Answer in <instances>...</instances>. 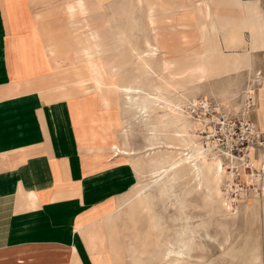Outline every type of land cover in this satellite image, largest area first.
<instances>
[{
    "label": "crops",
    "instance_id": "0c3cea01",
    "mask_svg": "<svg viewBox=\"0 0 264 264\" xmlns=\"http://www.w3.org/2000/svg\"><path fill=\"white\" fill-rule=\"evenodd\" d=\"M116 1L0 0V264H125L116 256L111 261L119 236L115 213L138 175L132 163L113 154L120 133L109 128L116 122L115 97L83 93L95 86L92 79L67 84L71 76L87 75L95 47L82 42L83 55L73 60L82 65L65 66L55 91L62 101L48 94L82 35L93 44L92 34L98 33L116 55L110 38L116 36V24L105 17L101 23L87 21ZM127 1L143 12L144 51L147 42L158 45L155 61L163 79L169 73L170 86L200 87L246 72L264 75V0ZM78 19L86 24L71 31L70 23ZM130 20L137 22L133 14ZM245 47L248 53L242 56L223 50ZM164 61L172 65L164 69ZM128 67L132 70L126 73L135 74L129 64L113 72L120 75ZM236 86L223 90L231 93ZM254 115L264 131L263 100ZM257 201L263 200L254 197L247 206Z\"/></svg>",
    "mask_w": 264,
    "mask_h": 264
},
{
    "label": "rangeland",
    "instance_id": "374dc122",
    "mask_svg": "<svg viewBox=\"0 0 264 264\" xmlns=\"http://www.w3.org/2000/svg\"><path fill=\"white\" fill-rule=\"evenodd\" d=\"M103 1L108 2L111 0ZM131 7H133L134 11L129 10L131 9ZM182 9H180L179 11H181ZM132 14L136 16L137 22L130 20V16H132ZM104 17L107 18L110 23L116 24V36L110 38L115 41L117 47H122L124 49L127 48L128 50L131 49L133 51L134 49H137V51L139 52L144 51V35L141 32L144 28V18L143 12H141L137 3L133 2V4L130 5L127 0H117L115 7H104L102 9L100 17L93 16L91 20L87 19V21L89 20L88 22L92 24H96L98 22L101 23ZM84 24H86V22L83 19H78L77 22H71V31L82 28ZM86 39L88 38L82 35L80 38H78V40H76L79 42L76 45L74 44L75 46H73V52L75 54L72 55L71 50L70 54L72 57H70V60L65 64H60V69L56 71V82L54 84L55 87H52L53 89H51V91L48 93L49 95L54 96L52 98L54 99L53 101H57V99L55 98L59 97L55 93V91L57 90L56 83H58L59 78L65 77V66H68L72 69V66L77 67L79 65L80 67L82 65V62L78 63V65L76 66L73 65V60H79L81 59V55H83L82 42L87 44V47L90 46L94 48L93 44L89 43V41H86ZM225 49H227V51ZM225 49L223 48L225 53H236L240 56L248 53L246 47L242 52L230 51V48ZM131 53L134 54V52ZM70 63H72V66H70ZM130 66L133 68L136 67L132 59ZM157 66L158 62L154 61V71L152 74L153 76L149 74L151 75V78H148L151 85L150 88H152V86L163 87L165 85L170 92V97H175L177 96L176 93H180L181 95L178 94L180 95L179 99L181 100L184 98L185 100H183V102H185L186 100H193L189 99L190 95L196 97L195 99H197L198 101L207 98L215 102V104L219 103L222 109L227 113H233L231 110H235L236 113L237 110L235 109V107L238 106V108L240 109L243 103L242 101L243 99H245L246 94L249 91L253 92L252 94L255 100V107L251 115V119L255 124L254 114L256 113L257 109H260L261 100L264 101V97L261 98V92L264 89V75L261 74V72L258 71L253 75L250 74V72H246L245 75L237 74L235 76H228L222 79H211L209 81H206L205 83H201L203 85H201L200 87H195L196 84L192 83H181L170 86L168 83H164V79L160 75L161 72L159 71V66ZM139 67H142V65H139ZM128 68L124 69L121 74L131 76L126 73L127 71L131 72L132 70L131 68ZM136 72L138 73V71ZM121 77H123V75ZM158 77H160L161 79H159ZM168 79L169 73L168 75L167 73H165L166 82L168 81ZM117 83L120 86V82L117 81ZM140 83L142 84L141 86H150L148 84V81H145L144 78H141ZM232 84H237L240 86H236L234 88L235 90H233V92L231 93H227V91L223 90V88H228ZM217 88H219L220 91L215 90ZM215 91L216 93H214ZM41 94L44 95L45 93ZM208 94L212 95L211 99L208 98ZM220 94L223 97H220ZM67 98L68 97H65L64 99ZM223 100H226L227 102H223ZM61 101L62 100L57 102ZM115 101L116 106L114 108V113L116 114V123H114L113 127H115L116 130L120 129L119 136L116 131L117 144L125 152H133L135 155H122L115 152L116 149H114L113 154L121 155L124 157L125 161L132 163V166L137 173V170L139 168L143 169L146 162H149V158L155 156V154L159 153L160 150L155 149L152 151H148L149 149L156 148L157 146L151 147V145L148 143L147 138H149V132H147L144 123L139 118V116L135 117L134 114L128 112V110L126 113L122 114V109L125 107L122 103V95L118 86L116 87ZM221 102H223L224 104ZM196 111L197 112L191 111L193 112V116L196 119L204 116L202 109H197ZM185 117H183V119H185ZM187 121L191 126L193 122L189 119ZM207 123H209V126L215 127L218 121H216V119H212ZM217 130L220 131L219 128ZM256 130L257 132L261 134L263 133L264 135L263 130H258V128H256ZM126 132L129 133L127 139L128 142H126L124 139V135L127 134ZM191 132L192 140L196 147L203 149L204 145H200V143L196 139L195 125L194 130L192 128ZM208 132L209 131H205V133L202 134V142L204 144H206L207 142L205 138L209 136ZM230 133L231 129H228V136L230 135ZM235 134L236 133L233 132V135ZM212 136H214V140H218V138L221 139V141L218 140V144L220 145L221 149H223L224 151H227L229 149L226 140H224V138H227L224 133L216 134L214 132L212 133ZM119 137L120 140H118ZM261 137H263L262 140H264V136ZM223 143L225 144V146L221 145ZM187 152L188 151H186L185 154H187ZM244 152L246 151L243 150L241 152V155L243 154L242 157L244 156V154H246ZM238 153L239 151L237 152V156H239ZM204 154L212 158L211 154ZM238 163L239 165L243 164H240L239 161ZM143 173V175L137 173V185L124 198L121 199V203L119 204V206H121L124 201L126 202V200L132 198V196L136 194L137 190L139 191L141 187H144L150 182V176L148 173L146 174V170H143ZM253 174L256 175L257 173L255 171L253 173H250V175ZM252 182L255 184L254 186H246L244 188V181L240 179V181H236L237 185L233 184L234 190L229 191L228 186L226 185V178H222L220 189H222L221 191L223 192L224 197L230 201L229 196L231 195L230 197L235 200L233 203H231L230 201V205L232 206V213H236V215L233 217H229L226 220L223 219L221 213L219 214L216 211L212 212L210 207L207 205V192L205 191V189L195 191L193 189L194 185H190L191 183L187 180L181 182L179 185H176V192L170 199L160 198V195L155 186L152 190V194L155 198H153L152 200L153 208L151 211H145L141 206L133 210H128L127 207H124L120 211V213L116 211V235L118 233L119 236H117L118 243L114 246V252L111 255L112 260H110L112 262H115L113 259L116 256V262H122L123 260L125 264H135L134 259L137 255L140 257V259H136L138 261L141 260L140 262H142V264H166V262L161 261V259L163 252L168 247V244L170 242L176 243L179 235L187 227H194V229L200 231V237L196 239L195 244H193L191 248V252L189 251L192 258H187L185 261H178L176 262V264H264V191H261L262 186L259 185V182L258 185H256L257 182L250 181V183ZM238 185H240V187H238ZM257 188L259 189V192L255 193L254 189ZM254 197H259L260 201L263 200L262 203L258 204L259 202L257 201L256 203L247 206L250 201L254 199ZM181 202L184 203L183 206ZM231 206L226 207L231 209ZM153 219L154 221H152ZM156 227L159 229H157ZM204 227L208 229L207 233H209V236L212 239H209L207 237ZM140 262H138L137 264H140Z\"/></svg>",
    "mask_w": 264,
    "mask_h": 264
},
{
    "label": "bare ground",
    "instance_id": "6f19581e",
    "mask_svg": "<svg viewBox=\"0 0 264 264\" xmlns=\"http://www.w3.org/2000/svg\"><path fill=\"white\" fill-rule=\"evenodd\" d=\"M151 24L153 26V31L156 32L157 22L152 21ZM92 36L94 37L93 39H95V41H93L95 50L90 51L88 55L87 75L80 76L79 74H76L75 76H71V80L69 83L67 82V84L92 79L95 86L83 91V93L91 90L97 93L99 92L100 94L112 92L115 100L116 87L118 86L122 95V103L125 107H122V114L126 113L128 110V112L134 114L135 117L139 116L143 121L147 132H149V138H147L148 143L151 147L157 146L148 151L155 149L160 150L155 156L149 158V162H146L143 169L139 168L137 170V173H140L141 175L144 174L143 170H146V174L148 173L150 176V182L144 187H141L139 191L137 190L132 198L126 200V202L124 201L121 206H118L116 211L120 213L124 207H127L128 210H133L141 206L142 209L149 212L153 208L152 200L155 197L152 194V190L155 186L160 198L170 199L176 192V185L187 180L191 183L190 185H194L193 189L195 191L205 189L207 192V205L212 212L216 211L219 214L221 213V216L225 220L229 217L235 216L236 213H232V206L230 205V201L233 203L235 200L230 197L231 195L229 196L230 201L224 197L223 192L221 191L222 189H220V184L224 177L226 178V185L228 186L229 191L234 190L233 184H235V174L230 171V169L234 166H238L239 158L236 157V155L219 148L218 141L214 140V136H212L214 128L206 127V123L210 120L208 116L205 115L199 119H196L193 116V112L191 111L194 110L195 112L199 105L197 99L186 100L183 102L185 99H179V96L181 95L180 93H176L177 96L175 97H170V92L165 85L163 87L152 86V88H150L151 85L148 78H150L149 74L154 71L152 64L158 57V51L160 50L158 45H152L150 42H147V51L142 50L143 52H139L134 50L133 54L131 53L133 50L130 49V51L127 48L124 49L122 47H117L116 44V55H113L111 53L112 46L106 43L102 45L101 41L103 38H101L98 33H93ZM156 40H158L157 35L155 37V41ZM127 59H132L135 64V74H130L131 76H126L120 73V75L114 74L115 72H113V70L120 72V68L125 64L130 65V63L127 62ZM139 65H142V67H139ZM171 65L172 63L164 61L163 68L166 69ZM136 71H138V73ZM122 75L123 77H121ZM140 77L144 78L145 81L147 80L150 86H141ZM158 78L161 79L160 77ZM117 80L120 82V86L118 85ZM164 83L169 84L165 79ZM226 100H223V102ZM104 101L105 108L109 109L111 107V101L108 99L107 95L104 97ZM235 109L237 111L240 110L238 106L235 107ZM185 116L194 124L191 122L193 125L191 124L190 126L187 121L188 119ZM183 117L187 120L183 119ZM114 123L116 122L114 121L110 124V129L113 127ZM194 125L196 139L200 145H204L203 149L197 148L192 140L191 130L192 128L194 130ZM254 125L258 128L256 123ZM205 131H209V136L205 138L207 141L206 144L202 142V134H204ZM126 133L124 139L128 142L127 139L129 133ZM260 147L261 146H259L258 149L251 147L249 150V158L252 167L260 171L256 181L259 182L263 188L264 175H262L261 169L264 164V151L261 150ZM115 149V152L122 155H135L133 152H125L117 143ZM186 151H188L187 154H185ZM204 153L211 154L212 158ZM239 169L241 179L250 183V177L245 172L244 168ZM183 204L184 203H182V206ZM226 206H231V209ZM112 220L113 217L107 222L108 228L112 227ZM152 221H154V219ZM204 229L206 230L207 237L212 239L209 236V233H207L208 229L205 227ZM199 237V230L194 229V227H187L179 235V238L177 236L178 239L176 238V243L170 242L168 244L167 249L162 254L161 261L166 262V264H176L178 261H185L187 258H192L189 251L191 252L193 244H195L196 239ZM117 243L118 240L116 236V244ZM138 257L139 256L136 255V258L139 260L140 257ZM136 258L134 259L135 264L141 261H138ZM140 264H142V262H140Z\"/></svg>",
    "mask_w": 264,
    "mask_h": 264
},
{
    "label": "built area",
    "instance_id": "2783aa9c",
    "mask_svg": "<svg viewBox=\"0 0 264 264\" xmlns=\"http://www.w3.org/2000/svg\"><path fill=\"white\" fill-rule=\"evenodd\" d=\"M252 93L253 92L249 91L246 94L245 99H243V101H242L243 103L241 105L240 110L237 111L236 113H235V110H231L233 113H227L226 111H224L222 109V107L220 106L219 103L215 104V102H213L212 100H209L207 98L199 100V105L196 108V110L202 109L204 116L205 115L208 117L210 116L209 117L210 121L212 119H216V121H218V123H216L215 127L209 126L208 125L209 123H206V127L214 128V132L216 134L217 133H220V134L224 133V135L227 136V138H224V140H226L227 145L229 146V149L227 150V152H230V153L236 155V157L239 158L240 164L243 163L242 165L238 164V166H240V167L234 166L233 168L230 169V171H232L235 174V184H236V181H240V179H241V177H240L241 174H240L239 168H244L245 172L250 177V181L257 182L256 181L257 177L260 174V171L254 169L252 167L251 162H250V158H249V153H250L249 150L251 147H255L258 149L259 146H261L260 149L261 150L263 149V151H264V140H262L263 137H261L264 135H263V133L261 134V133L257 132L256 127H255V125L251 119V115H252L254 107H255V100H254ZM196 110H195V112H197ZM192 111L194 112V110H192ZM210 124H211V122H210ZM226 127H228V128H226ZM218 128L220 129V131L217 130ZM228 129H231V133L229 136L227 134ZM233 132H235L236 134L233 135ZM218 140L221 141L220 138H218ZM221 145L225 146L224 143ZM219 148L221 149L220 145H219ZM243 150L246 151V152H244L246 154H244V156L242 157L243 154L241 155V152ZM238 151H239V153H238L239 156H237ZM254 171L257 174L256 175H254V174L250 175V173H253ZM261 173H262V175H264V164L262 166ZM252 183H248V182L244 181V183H243L244 188L246 186H248V187L254 186L255 184L254 183L252 184ZM256 185H258V182ZM238 187H240V185H238ZM242 190H244V189H242ZM261 191L263 192L262 187H261ZM254 192L258 193L259 189L258 188L254 189Z\"/></svg>",
    "mask_w": 264,
    "mask_h": 264
}]
</instances>
